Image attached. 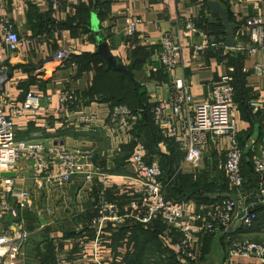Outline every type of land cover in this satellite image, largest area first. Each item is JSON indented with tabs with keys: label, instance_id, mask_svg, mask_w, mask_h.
<instances>
[{
	"label": "crops",
	"instance_id": "0c3cea01",
	"mask_svg": "<svg viewBox=\"0 0 264 264\" xmlns=\"http://www.w3.org/2000/svg\"><path fill=\"white\" fill-rule=\"evenodd\" d=\"M210 1L226 8L229 22L236 25L234 48L228 47V34L221 18L211 12ZM255 16L264 21V0H169L168 4L162 0H66L57 12L42 0L22 9L16 0L0 2V29L1 20L7 18L27 42L9 58L0 43V61L7 73L4 87L17 106L27 93L43 99L45 105L36 116L26 113L14 119L16 138L40 143L46 149L59 146L79 151V161L89 160L95 168L111 175L106 186L96 179L86 183L82 176L56 184L44 178L35 179L33 163L22 160L13 179L15 191H22L26 204L18 210L16 219L6 216L0 222V232H13L17 223L29 234L20 247L16 264H96L95 259L102 264H174L172 256L175 261L177 256L166 239L167 234L175 236L171 229L159 219L143 223L132 218L135 212L129 202L134 182L129 157L133 144L144 142L152 147V160L148 156V161L157 162L164 174H170L167 179L162 178L164 196L169 192L166 200L185 202L198 212L210 199L213 201V196H233L227 183V190L221 189L216 179L217 172L223 175L227 139L219 143L210 140L198 166H192L172 142L163 136L155 139L141 116H136L127 133L113 132L106 124L110 100L122 93L120 84L127 81H119L120 71L106 66L98 45L105 42L115 62L126 68L124 75L134 87L124 99L131 106L152 105L171 95V76L158 61L165 32L182 39L181 72L195 99H209L212 86L231 68L236 87L233 117L238 127L237 138L244 153H250L247 155L252 167L264 133V77L255 75L252 66L264 63V56L250 55L237 47H249L246 20ZM129 20H139L132 35L126 32ZM186 33L189 35L183 36ZM212 43L223 47H211ZM64 46L69 50L67 59L57 66L55 54ZM200 46L204 49L197 52L196 47ZM84 58L87 59L83 62ZM65 92H72L76 101L69 111H59L58 97ZM47 97L50 104H45ZM82 114H91L95 120L83 124L78 119ZM253 144L254 151H250ZM251 167L245 166L243 172V208L250 205L248 198L257 192L259 179L254 178ZM195 182L208 189H196L201 190H194L198 195H187L193 190L190 183ZM101 195L120 204L122 222L95 221V205ZM8 196L10 203H14L15 198ZM262 215L258 218L261 222L247 231L236 223L229 237L242 239L249 237L250 232H264ZM97 235L99 244L95 242ZM226 237L218 231L201 238L195 247L200 264L224 263ZM241 263L239 260L238 264Z\"/></svg>",
	"mask_w": 264,
	"mask_h": 264
},
{
	"label": "built area",
	"instance_id": "2783aa9c",
	"mask_svg": "<svg viewBox=\"0 0 264 264\" xmlns=\"http://www.w3.org/2000/svg\"><path fill=\"white\" fill-rule=\"evenodd\" d=\"M2 0H0L1 2ZM19 9L37 0H16ZM51 5L57 12L66 0H42ZM168 4L169 0H162ZM139 20H129L126 32L135 33ZM249 27V47L238 46L240 51H248L250 55L261 53L264 56V21L259 17L246 20ZM0 43L6 48L8 58L19 52L27 43L16 32L13 23L7 18L1 20ZM189 34H183L188 36ZM211 47H223V44L212 43ZM183 43L179 36L165 32L161 38V52L158 61L162 68L171 76V95L166 100L152 104L150 113L155 127L167 141L172 142L183 155L184 161L198 166L203 151L210 140L218 141L226 138L224 145L223 175L233 196L208 204L203 210L195 212L185 202L170 203L164 196L163 171L157 162L148 161V152L142 142H137L129 157L132 168L131 200L129 207L134 210L133 219L148 223L159 219L171 232L166 236L176 253L174 264H194L198 259L195 247H198L200 236L215 234L220 231L227 234V252L223 264H238L242 260L246 264H264V244L247 239H231L229 232L238 223L243 231L249 230L256 219L250 207L264 203V133L258 147V154L252 158L255 175L260 179L259 189L248 200L250 205L243 208L246 196L243 195V173L241 169L243 150L238 142V127L233 117L235 107V87L232 69L221 76L212 86L209 99H195L188 91L187 80L181 72ZM204 46L196 47L202 52ZM67 46L55 54L57 66H62L67 59ZM255 75L264 77V63L252 66ZM7 79L6 68L0 61V222L10 216L16 219L18 210L26 204L22 191L16 192L14 179L2 177V173L15 172L18 164L25 160L32 162L33 177L44 178L56 184L70 181L73 177L82 176L86 183L95 179L106 186L110 183L108 173L95 168L89 160H78L79 151H70L64 147L46 149L40 143L16 138L14 119L28 113L36 116L43 106V99L27 93L20 106L10 100L4 84ZM59 111L70 110L76 101L72 92L59 94ZM50 97L45 104H50ZM48 104V105H49ZM256 111V109H255ZM79 122L89 125L93 123V115L82 114ZM136 115L125 105H115L109 109L106 124L113 132L127 133L135 122ZM254 144L250 151H254ZM15 198V202L8 200ZM95 210L97 220L102 222L120 223L123 220L121 206L109 201L101 195ZM243 215L239 217L240 214ZM17 224V223H16ZM15 224L13 232H0V264H16L20 247L28 239V232ZM100 235L96 236V244L100 243ZM96 264H102L95 259Z\"/></svg>",
	"mask_w": 264,
	"mask_h": 264
},
{
	"label": "trees",
	"instance_id": "16d2710c",
	"mask_svg": "<svg viewBox=\"0 0 264 264\" xmlns=\"http://www.w3.org/2000/svg\"><path fill=\"white\" fill-rule=\"evenodd\" d=\"M87 58H84L82 61L84 62L85 60H86ZM89 60V59H88ZM99 72H101V70L99 69ZM120 73V75H122V77L120 78V80L119 81H121V82H125V81H127V83H122V84H120V92H122V93H120L119 94V96H115V99H112V100H110V105H111V107H113V106H115V105H125V106H127L131 111H132V113L134 114V115H136V116H141L142 118H141V121H142V123H143V125L145 124V126H146V128L148 129V130H150V131H152V133H153V136H154V138L155 139H161L162 138V135L160 134V132L158 131V129L155 127V125H154V122H153V120H152V116H151V113H150V109H151V107H152V105L151 104H144V105H139V106H135V105H133V106H131L130 104H128L127 105V102L128 101H125V99H124V97H126V94H127V92L129 91V89L130 88H133L134 86L131 84V83H129V81H128V79H130L127 75H124L126 72H119ZM234 79V78H233ZM120 83V82H119ZM235 87V86H234ZM235 96H236V87H235ZM125 101V102H124ZM109 103V102H108ZM124 103V104H123ZM143 144H144V146L146 147V149L148 150V156H149V160H152L150 157H151V155H152V147L150 148V147H148L144 142H142ZM133 146H134V144H133ZM241 149L242 150H244L242 147H241ZM130 150H131V148H130ZM127 151V150H126ZM126 151H125V153H126ZM247 154H250L249 152H247ZM126 156H127V153H126ZM125 156V157H126ZM247 156H249V155H247ZM244 157H245V153H244V151H243V159H242V165H241V169H242V173L244 172V168H245V166H246V168L247 169H249L250 167H251V161L250 160H248V161H244ZM246 158V157H245ZM249 159H250V156H249ZM244 162H245V164H244ZM163 171V170H162ZM251 171H252V175L254 176V178H256V179H259L256 175H255V173H254V171H253V167H251ZM170 176V174H164L163 173V175H162V178H163V180L164 179H167L168 177ZM224 178V181H225V183H227L226 182V179H225V177H223ZM243 179L245 180V178H244V176H243ZM260 179H259V181L258 180H256V191L259 189L258 187H259V185H260ZM259 183V184H258ZM172 185V184H171ZM194 185V186H193ZM258 185V186H257ZM221 186V185H220ZM190 187H192V191L189 193V194H187V195H198V194H196L195 192H194V190L195 191H197V192H200L201 190H196V189H202V190H206V189H208V187L207 186H205L206 187V189H204L203 187H201V186H198V183L197 182H195V183H190V185H189V188ZM221 189H223V187L221 186ZM167 190H172V186H170L169 185V187L167 188ZM225 190V189H224ZM255 191V192H256ZM168 193L169 192H167V194L165 195L166 196V198L168 199L169 198V196H168ZM171 194H172V192H171ZM226 197H229V196H225V195H217V196H213V201L210 199L209 201H211V202H209V203H207V204H211V203H215V202H217V201H219V200H222L223 198H226ZM250 210H251V212H253L255 215H256V219H255V221H254V223L255 222H257V220H258V218H259V215L260 214H263L262 215V219H263V217H264V203L263 204H258V205H255V206H252V207H250ZM159 232V231H158ZM160 233H162V228H161V231L159 232V234ZM143 236H145V234L143 233ZM171 262H173V263H175V256L173 255L172 256V259H171Z\"/></svg>",
	"mask_w": 264,
	"mask_h": 264
},
{
	"label": "water",
	"instance_id": "95a60500",
	"mask_svg": "<svg viewBox=\"0 0 264 264\" xmlns=\"http://www.w3.org/2000/svg\"><path fill=\"white\" fill-rule=\"evenodd\" d=\"M209 8L214 15H217L221 18L223 26L225 27L226 32L228 34L226 43L229 48H234L235 42H234L233 32L237 27L235 24L229 22L227 9L214 1L209 2ZM98 53L102 56L104 63L109 69H113L120 72H127L126 68L122 64L115 62L105 42L99 43ZM1 176L13 178L15 177V173L6 172V173H2ZM242 215L243 213L240 214L239 217H241Z\"/></svg>",
	"mask_w": 264,
	"mask_h": 264
},
{
	"label": "rangeland",
	"instance_id": "374dc122",
	"mask_svg": "<svg viewBox=\"0 0 264 264\" xmlns=\"http://www.w3.org/2000/svg\"><path fill=\"white\" fill-rule=\"evenodd\" d=\"M245 157H244V161H248L249 160V156H247V154H245ZM216 179H217L218 182H220V185L223 187V189H226L227 190V185H226V183L224 181V178H223V175H222L221 172H217L216 173ZM39 202H40V199H39ZM260 222L261 221L258 219L257 222H255V223H260ZM255 223L253 224V227H254ZM250 233L251 234L249 235V237H244V238H242L240 240L247 239V240H250V241L252 240L254 242H257V243H261L262 242L264 244V232H257V233H254V234H252V232H250ZM205 235L211 236L213 234H205ZM173 237H175V236H173ZM203 237H204V235H201L199 237L200 238L199 241H201V238H203ZM227 245H228V243H227ZM228 248H225L226 251L228 250ZM200 263H201V259H199V258L197 259V261L194 262V264H200ZM241 264H246V263L243 262Z\"/></svg>",
	"mask_w": 264,
	"mask_h": 264
}]
</instances>
